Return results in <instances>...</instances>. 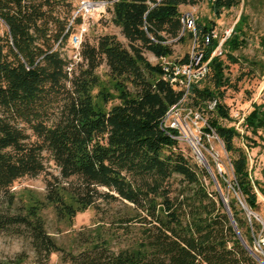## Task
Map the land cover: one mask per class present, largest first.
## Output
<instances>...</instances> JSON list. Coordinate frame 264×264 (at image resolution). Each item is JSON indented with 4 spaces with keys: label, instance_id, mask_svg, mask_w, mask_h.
Masks as SVG:
<instances>
[{
    "label": "trees",
    "instance_id": "1",
    "mask_svg": "<svg viewBox=\"0 0 264 264\" xmlns=\"http://www.w3.org/2000/svg\"><path fill=\"white\" fill-rule=\"evenodd\" d=\"M109 1V21L127 46L114 35L103 36L95 45L82 44L81 63L75 64L62 53L73 25L81 24L76 18L69 25V0H0V24L5 25L0 34V191L44 173L49 154L64 182L47 184L48 205L61 220H73L88 208L120 203L124 212L113 236L117 249L83 235L81 250H66L47 232L38 207L0 215V233L26 236L33 264H52L53 255L59 257L57 264H260L245 246L251 249L255 242L245 210L234 198L228 203L237 232L219 193L210 191L214 182L208 170L180 148L174 138L178 130L160 127L184 98L164 80L161 60L173 57L175 45L194 42L195 51L209 61L210 84H193L183 104L209 115L202 129L205 146L206 136L219 138L230 158L233 190L247 209H259L257 182L245 151L235 143L245 136L222 124L231 121L223 103L228 84L223 56L232 60L230 52L245 44L235 31L240 21L222 54L212 56L221 43L214 37L215 23L196 22L189 30L182 21L181 8L198 0ZM244 2L211 0L212 11L220 19ZM189 58L175 62L185 64ZM104 62L119 102L108 109L98 106L93 94ZM113 99L102 97L107 106ZM263 126V113L246 116L245 130ZM209 166L225 188L226 176L211 160Z\"/></svg>",
    "mask_w": 264,
    "mask_h": 264
},
{
    "label": "rangeland",
    "instance_id": "2",
    "mask_svg": "<svg viewBox=\"0 0 264 264\" xmlns=\"http://www.w3.org/2000/svg\"><path fill=\"white\" fill-rule=\"evenodd\" d=\"M72 3L73 13L69 20V25L73 24L74 15L78 11V3L81 0H69ZM92 3L105 4L106 14L93 11L84 13L81 18V24L73 25V34H77L80 27L84 25L87 32L82 37V44L95 45L99 38L106 35H114L127 46V41L121 34V30L109 21L107 10L110 8L109 0H86ZM182 15L193 14L196 22L203 24L215 23L214 34L224 43L235 31L241 39L245 40L244 46L238 51H231L232 60L223 56L226 69L228 84L224 89L223 103L229 110L231 121H224L222 124L228 127H236L238 131H244L245 138L236 139L237 147L242 148L248 158V166L252 181L257 182V200L259 209L253 212L245 210L249 226L254 231V246L252 251L264 260V249L259 248L261 240L264 237V126L253 130L251 127L245 128L239 126V123L251 114L254 110L257 113L264 114V0H245V2L236 9L224 12L220 19L216 18L212 11L211 0H198L194 6L182 7ZM64 16V15H63ZM241 18V20H240ZM5 32V25L0 24V34ZM72 37V36H71ZM81 51V48H80ZM63 55L71 62L77 64L80 62L78 53L71 45V38L62 49ZM196 53L194 42H185L174 46V55L170 61H181L186 55L190 57ZM145 57L152 64H158V59L152 54L146 53ZM236 61V63L234 62ZM81 63V62H80ZM97 74L100 79V85L93 90L95 103L104 108L118 104L117 91L115 84L110 77V70L104 62L98 68ZM210 78L203 79L201 86L209 85ZM104 95L114 98L108 106L102 101ZM187 102V101H186ZM107 106V107H106ZM179 116L176 119H170L168 125L175 123L181 136L178 138L180 148L184 153L193 158L199 165L203 166L198 158L195 148L209 164L211 160L216 165L219 175H225L226 187L221 185L214 174L213 176L220 188L224 200L228 204L234 198L238 201L240 208V196L233 190L234 175L230 158L225 151L223 143L214 134L206 136V147L203 140V128L209 115L202 117L201 113L196 112L191 115L190 107L187 103L179 108ZM195 112V111H194ZM191 139L192 144L188 142ZM46 170L38 177H23L19 179L8 192L0 191V215L27 213L31 207L41 209V217L45 222L47 232L56 238L58 243L68 251L77 252L83 248L82 238L86 235L93 243L106 241L113 243V248L117 249L118 242L114 240V234L118 232L117 219L124 212L120 203L107 205L102 203L99 208H88L76 215L73 220H61L57 217L51 206L48 205L47 184L49 182H64L59 168L50 159L49 154L44 155ZM210 191H217L216 185L210 188ZM261 226L258 230L251 219ZM114 240V241H113ZM34 253L30 240L26 237H19L11 231L0 233V264H33ZM59 257L53 255L51 263L57 264Z\"/></svg>",
    "mask_w": 264,
    "mask_h": 264
},
{
    "label": "built area",
    "instance_id": "3",
    "mask_svg": "<svg viewBox=\"0 0 264 264\" xmlns=\"http://www.w3.org/2000/svg\"><path fill=\"white\" fill-rule=\"evenodd\" d=\"M110 4H111V2L109 3V5ZM105 7H106L105 4L92 3L90 1L81 0L78 3V11L74 15L73 20L78 15L83 16L84 13L88 14V13H92L93 11H96L98 13H102V15H105L106 14ZM182 21H183V23L187 29H189V30L195 29L196 20H195V17L193 14L182 15ZM86 32H87L86 28L84 27V25H82L80 27L78 33L73 34L71 37L72 47H74L76 50L79 51V53H78L79 60H80V48L82 45L81 40H82L83 35ZM214 37H217V36L214 34ZM222 45H223V43H220L219 47L212 54V56H215V55L220 56L222 54V49H221ZM208 64H209V61L204 62L203 53L201 51L196 52L194 55H192L189 58V61L185 64L172 62V61H170V59L161 60V66H162V69L164 72V80L170 82V84L175 86L178 91L184 92L183 100L179 104L170 108V110L166 113L165 117L161 121V126H160L162 130H166V129L178 130L180 135L178 137H174L177 140L181 136V132L175 123L168 125L169 120L171 118L176 119V117L179 116V110H180L179 108L183 105V102L185 101V99L189 95L190 90H191V86L206 78V76L209 73ZM71 69H72V66L69 67L67 69V71L71 72ZM214 106H215V103L210 105V109H213ZM188 110H190V109H188ZM190 113H191V115H195L196 112L193 113V111L190 110ZM244 122H245V118L239 123V126L242 125V127L244 128ZM237 131H238V129H237ZM239 133L241 136L244 135V131H242V130ZM259 248L261 250L264 249V237L261 240V244H259Z\"/></svg>",
    "mask_w": 264,
    "mask_h": 264
},
{
    "label": "water",
    "instance_id": "4",
    "mask_svg": "<svg viewBox=\"0 0 264 264\" xmlns=\"http://www.w3.org/2000/svg\"><path fill=\"white\" fill-rule=\"evenodd\" d=\"M199 155H200L201 158H203L202 155H201L200 153H199ZM203 159H204V158H203ZM203 165H204V167L208 170V172H209V174H210V176H211L213 182L215 183L216 188H217V192L219 193V196H220V198H221V200H222V202H223V204H224V206H225V208H226V211H227V213H228V215H229V217H230V219H231V222H232V224H233L235 230L238 232L237 227H236V224H235L234 219H233V217H232V214H231V212H230V208H229L228 204L226 203V201L224 200L223 195H222V193H221V191H220V188L218 187V184L216 183V180H215V178H214V176H213V173L211 172L210 166H209V164L206 162L205 159H204V164H203ZM240 204H241V206L243 207L244 210H247V207H246L242 202H240ZM245 246H246V248L249 250V252L252 254V256H253V257H254V258H255L260 264H264V260H263L262 258H260L258 255H256V254L252 251V249H250L246 244H245Z\"/></svg>",
    "mask_w": 264,
    "mask_h": 264
},
{
    "label": "bare ground",
    "instance_id": "5",
    "mask_svg": "<svg viewBox=\"0 0 264 264\" xmlns=\"http://www.w3.org/2000/svg\"><path fill=\"white\" fill-rule=\"evenodd\" d=\"M188 142H189L190 144H192L191 139H188ZM192 145H193V144H192ZM193 147L195 148L194 145H193ZM195 152H196L198 158L200 159V161L202 162V164H204V159L200 157V155H199V150H198L197 148H195Z\"/></svg>",
    "mask_w": 264,
    "mask_h": 264
},
{
    "label": "crops",
    "instance_id": "6",
    "mask_svg": "<svg viewBox=\"0 0 264 264\" xmlns=\"http://www.w3.org/2000/svg\"><path fill=\"white\" fill-rule=\"evenodd\" d=\"M181 10H182V8H181Z\"/></svg>",
    "mask_w": 264,
    "mask_h": 264
}]
</instances>
